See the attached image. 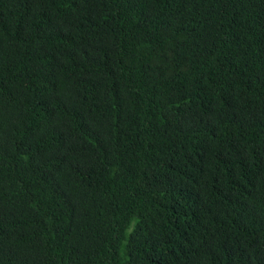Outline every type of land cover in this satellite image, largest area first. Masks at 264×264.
I'll use <instances>...</instances> for the list:
<instances>
[{
  "label": "trees",
  "instance_id": "trees-1",
  "mask_svg": "<svg viewBox=\"0 0 264 264\" xmlns=\"http://www.w3.org/2000/svg\"><path fill=\"white\" fill-rule=\"evenodd\" d=\"M0 264H264V0H0Z\"/></svg>",
  "mask_w": 264,
  "mask_h": 264
}]
</instances>
